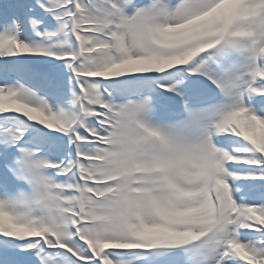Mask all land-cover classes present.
I'll return each mask as SVG.
<instances>
[{
    "label": "snow or ice",
    "instance_id": "1",
    "mask_svg": "<svg viewBox=\"0 0 264 264\" xmlns=\"http://www.w3.org/2000/svg\"><path fill=\"white\" fill-rule=\"evenodd\" d=\"M0 264H264V0H0Z\"/></svg>",
    "mask_w": 264,
    "mask_h": 264
}]
</instances>
